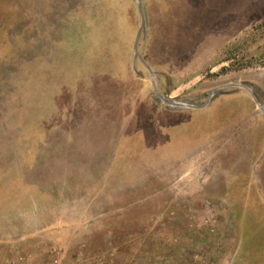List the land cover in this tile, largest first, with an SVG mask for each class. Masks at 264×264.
Returning <instances> with one entry per match:
<instances>
[{"label":"rangeland","instance_id":"obj_1","mask_svg":"<svg viewBox=\"0 0 264 264\" xmlns=\"http://www.w3.org/2000/svg\"><path fill=\"white\" fill-rule=\"evenodd\" d=\"M1 221L49 264L264 263V0H0Z\"/></svg>","mask_w":264,"mask_h":264},{"label":"crops","instance_id":"obj_2","mask_svg":"<svg viewBox=\"0 0 264 264\" xmlns=\"http://www.w3.org/2000/svg\"><path fill=\"white\" fill-rule=\"evenodd\" d=\"M18 218V217H17ZM26 223V220L22 219ZM3 225V230L0 231V264H49L51 258L49 253L56 250L55 247H50L45 244L46 241L31 238L33 234L23 232L21 229L10 228L8 223L11 221L0 222ZM51 244V243H49ZM54 248V249H53ZM264 264V263H262Z\"/></svg>","mask_w":264,"mask_h":264}]
</instances>
